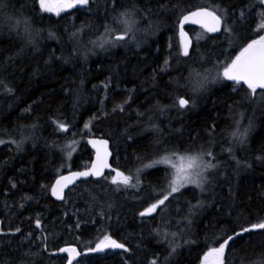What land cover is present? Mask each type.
<instances>
[{
    "label": "trees",
    "instance_id": "trees-1",
    "mask_svg": "<svg viewBox=\"0 0 264 264\" xmlns=\"http://www.w3.org/2000/svg\"><path fill=\"white\" fill-rule=\"evenodd\" d=\"M4 3L0 264H64L58 250L68 244L79 253L74 264H150L154 258L157 264H200L228 236L264 220V89L253 95L222 76L224 66L264 35L259 27L264 4L90 0L57 15L41 10L38 0ZM217 5L226 11L222 21L231 31L225 33L223 24L218 35L187 27L192 46L184 56L180 16ZM129 10L132 15H121ZM129 27L126 39L115 41ZM179 97L188 106L180 108ZM237 122L240 132L249 129L244 143L231 135ZM91 136L109 140L112 166L131 183L139 176V185L112 184L114 175L106 173L75 184L61 202L54 201L49 193L54 178L90 162ZM199 150L220 161L208 173L205 190L187 185L155 213L140 217L163 198L173 175L169 164L143 165ZM105 235L128 251H91ZM262 258L264 229H258L229 241L224 264Z\"/></svg>",
    "mask_w": 264,
    "mask_h": 264
},
{
    "label": "snow or ice",
    "instance_id": "snow-or-ice-1",
    "mask_svg": "<svg viewBox=\"0 0 264 264\" xmlns=\"http://www.w3.org/2000/svg\"><path fill=\"white\" fill-rule=\"evenodd\" d=\"M90 0H64V6L66 7H75L77 4L80 5H88ZM116 0H112V3L115 4ZM259 3L264 4V0H259ZM40 4L43 10L45 11H52V7L48 6L46 3V0H40ZM7 5L4 3V0H0V10L6 8ZM216 10H219L221 12V15H216ZM133 10H129L127 12L121 13L122 16H130L132 15ZM57 15H59V12H57ZM222 16H226V11L224 9H221L219 5L216 6V9L213 11H208L206 8H201L199 11H195L191 13V17H210L212 20L211 26L205 24L204 26L207 28L209 32H220L221 31V25L223 24V31L225 33H228L231 31L229 26L226 22L222 21ZM241 16H243V12H241ZM262 19H264V13H261ZM190 19V16L185 15L183 18L179 21V25L181 27V30L183 29V24L187 22ZM260 28H264V22H262L259 26ZM130 27L125 30L123 34L115 36V41H123L126 39L127 32L130 31ZM199 38V37H198ZM32 41L29 40V43ZM107 43V41H105ZM104 45L101 44L100 47H103ZM112 46H115V43H113ZM183 55L188 56L189 51L188 47L185 46L183 50ZM165 65H167V61H165ZM199 75V74H197ZM222 76L230 81H234L237 84L240 82H243L247 84L248 89H250L251 94L255 95L257 92V89H264V35H261L258 40H253L251 43H249L243 51L240 53L239 56L236 57L235 60H233L230 64L224 66ZM207 80V77L204 78V80L196 81L194 85V89L198 87H202L203 83ZM0 85H3V80H0ZM7 91L11 92L12 90L9 88ZM189 100L185 99L183 97L178 98V106L180 108H184L188 106ZM119 107V106H118ZM241 116L243 114L241 113ZM251 126V121H249V127ZM58 127L62 131H67V126L63 123L58 124ZM89 125L85 124V128H88ZM214 127V126H213ZM249 131L248 128H245L243 132L239 131V122H237V131L232 132L231 135L235 137L240 143H244V140L246 138L247 132ZM15 143V141H12ZM5 143L4 140H0V144ZM102 143L106 144L107 141H103ZM19 148V145H17ZM69 155H71L69 153ZM175 155V154H173ZM207 155L209 157H212V152L208 151L207 153L201 152L198 155H179L177 157L179 163H173L171 156H165L158 160H154L151 164H145L143 165V168H152L157 164H171V167L175 169L174 178L169 182L168 185V191L163 195V198L157 199L155 203H152L149 207L144 209V211L140 212V216H150L153 213L156 212L158 208H161L165 204V201L168 200L169 196H171L173 193L179 192L181 188H184L187 185H194L196 188H199L201 191H204V185L207 182V177L203 175V173L209 169L216 168L217 165L213 164L210 160L204 161V156ZM99 159V156H98ZM108 167L107 163H102L99 167L97 165H93L90 169L86 171L81 172H74L72 173V177L79 178V177H88V176H101L102 168ZM114 172H116V175L112 177L111 183L112 184H123L125 187H137L139 185L140 180L139 176H137L136 182L131 183V177L124 175L123 172H118L115 169H113ZM142 171V169L138 168L137 173ZM117 177H120L121 179H117ZM107 179V177H105ZM72 180L67 176H61L60 179L56 181V183L51 186V192L54 196H56L58 199H64L63 196V189L68 186V183H71ZM13 187L15 185L13 184ZM116 191L119 190V188L115 189ZM26 199H29V197H26ZM22 206V205H21ZM193 207H196L195 205ZM37 227H40V221L37 219L36 221ZM77 227H79V224H77ZM258 229H264V220L252 224L250 227L242 228L240 232H236L231 236H228L223 243L219 245V247L212 248L206 255H205V261L208 260V257H212V264H224V256H225V250L229 245V241H233L236 237L242 236L244 233H249L254 230ZM17 232L20 231V229H16ZM175 235V233H173ZM105 248H119L124 249L125 251H128V249L125 247L123 243H118L116 240L112 239L111 236L105 235L103 240H101L99 243L96 244V247L93 249H90L91 251H103ZM175 249L173 248V251ZM47 251V249H45ZM61 253L65 252H72L76 253V255H79V253L76 252L75 248H61L58 250ZM55 255L56 253H51ZM158 258H154L150 264H157ZM68 264H72L71 259H69ZM255 264H264V258L258 260L255 262Z\"/></svg>",
    "mask_w": 264,
    "mask_h": 264
},
{
    "label": "water",
    "instance_id": "water-1",
    "mask_svg": "<svg viewBox=\"0 0 264 264\" xmlns=\"http://www.w3.org/2000/svg\"><path fill=\"white\" fill-rule=\"evenodd\" d=\"M38 3H39L41 10H43L41 7V4H40V0H38ZM46 3L48 6L52 7V13H56V10H55L56 7L58 6L59 3L63 4L64 1L63 0H54V2H53V0H46ZM77 5H80V4H77ZM63 8L65 10H68L71 7H63ZM201 8H206V7H199V8H195L193 10H190V11L184 13L183 15H181L179 18V21H180L183 18V16H185V15L190 16V19L183 24L182 30H181V27L179 25V21H178V25H177L178 39H179V43H180L182 52H183L185 46L188 47V51H190L191 46H192V39H191L189 32L186 29L187 27L200 28V29H203L206 32L210 33L211 35H218L222 31V25H221V31L220 32H209L207 30V28L204 25L207 24V25L211 26L212 20L210 17H191L192 12L199 11ZM206 9L208 11H212L208 8H206ZM43 11H45V10H43ZM232 82H234V81H232ZM234 83H236V82H234ZM239 85H243V86L248 87L247 84H245L243 82H240ZM103 141H107V143L104 144V143H102ZM87 145H88L89 149L92 151V157H91V160L88 163V165L85 167L79 168V169L66 170V171L60 173L59 175H57L54 178V180L52 181V183L49 187V193H50L51 198L54 201L61 202L63 200V199H58L51 192V186H53L56 183V181L58 179H60L61 176H67L72 180V182L68 183V186L63 189V196H65V193L70 188H72L75 184H77L81 181H87L89 179H99V178L103 177L106 173H112L115 176L116 172H114L113 169L120 172L118 169L114 168L111 164L112 151L110 149V142L107 138L102 137V136H91L87 139ZM98 156H99V159H98ZM105 162L107 163L108 167H104L101 169L102 173H103L101 176L97 177V176H91L90 175L88 177H79V178L72 177V173H74V172L86 171V170L90 169L94 164L99 167L102 163H105ZM117 178H120V177H117ZM139 216H140V213H139ZM140 217H142V216H140ZM63 248H75L76 252L78 253L77 248L72 244L65 245ZM107 249L113 250L115 248H105L104 250H107ZM99 252H102V251H99ZM62 254L65 256V263L64 264H68L69 259H71L72 264H74L78 258V255H76V253L65 252Z\"/></svg>",
    "mask_w": 264,
    "mask_h": 264
},
{
    "label": "rangeland",
    "instance_id": "rangeland-1",
    "mask_svg": "<svg viewBox=\"0 0 264 264\" xmlns=\"http://www.w3.org/2000/svg\"><path fill=\"white\" fill-rule=\"evenodd\" d=\"M64 1V0H63ZM53 2H54V0H53ZM63 7H66V6H64V3L62 4V3H59L58 4V6L56 7V13L57 12H59V11H64L65 9L63 8ZM48 12H52V11H48ZM260 29H262V28H260ZM198 90H199V88H197ZM184 98V97H183ZM186 99V98H185ZM199 152H204L203 150H199ZM199 152H195V153H193V152H184V154H179V155H198L199 154ZM193 153V154H192ZM207 153V152H206ZM179 155H175V156H173L172 157V162L173 163H179V161H178V159H177V157L179 156ZM204 159H205V161H211L213 164H216L217 165V167H218V165H220V161H217V160H215V161H213L212 159H211V157H209V156H207V155H205L204 156ZM208 159V160H207ZM70 166V164H66L65 165V168H68ZM169 166H171V164H169ZM216 167V168H217ZM216 168H213V169H209V170H207V171H205L206 172V174H205V172L203 173V175L205 176V177H207V176H209V174L211 173V171L212 170H216ZM171 169H172V172H173V175H172V179L174 178V174H175V169L174 168H172L171 167ZM210 172V173H209ZM209 173V174H208ZM112 177L113 176H110L109 177V179L111 180L112 179ZM103 240V239H102ZM100 242V241H99ZM98 242V243H99ZM96 247V246H95ZM209 252V251H208ZM208 252H206L205 254H204V256L202 257V259H201V262H200V264H212V260H213V258L212 257H208V260L207 261H205V255L208 253Z\"/></svg>",
    "mask_w": 264,
    "mask_h": 264
},
{
    "label": "flooded vegetation",
    "instance_id": "flooded-vegetation-1",
    "mask_svg": "<svg viewBox=\"0 0 264 264\" xmlns=\"http://www.w3.org/2000/svg\"><path fill=\"white\" fill-rule=\"evenodd\" d=\"M117 179H120V178H117ZM116 249V248H115Z\"/></svg>",
    "mask_w": 264,
    "mask_h": 264
}]
</instances>
